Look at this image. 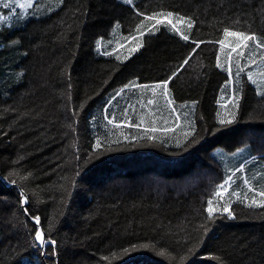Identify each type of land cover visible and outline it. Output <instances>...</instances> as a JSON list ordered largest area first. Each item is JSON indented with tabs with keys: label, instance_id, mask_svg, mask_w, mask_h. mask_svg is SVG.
Returning a JSON list of instances; mask_svg holds the SVG:
<instances>
[{
	"label": "trees",
	"instance_id": "obj_1",
	"mask_svg": "<svg viewBox=\"0 0 264 264\" xmlns=\"http://www.w3.org/2000/svg\"><path fill=\"white\" fill-rule=\"evenodd\" d=\"M17 3L0 0V264H264V0ZM226 30L255 40L221 68Z\"/></svg>",
	"mask_w": 264,
	"mask_h": 264
},
{
	"label": "rangeland",
	"instance_id": "obj_2",
	"mask_svg": "<svg viewBox=\"0 0 264 264\" xmlns=\"http://www.w3.org/2000/svg\"><path fill=\"white\" fill-rule=\"evenodd\" d=\"M33 1L34 0H32V2ZM27 2H28V0H20L21 4H26ZM176 23L178 25V28H181V30L182 29H186L187 26H189V23L185 24L184 22H181V21H176ZM232 32H235V31H232ZM237 33H240V32H237ZM136 39L137 38H135V39L132 38V39H129V40H125V41H127L126 44L118 43L116 45L117 57H119L120 59H124V57H127V56H129L132 53V49L135 50L139 45L142 44V43L140 44L139 40H136ZM221 41H224V45L223 46L221 45V43H219L220 46H219V52H218V60H219L218 66L221 67V68L225 65V62H227L230 57L234 56L237 53L238 54H240L241 52L242 53H246V54H248L247 55L248 57L253 54V52L251 51V47H250L249 41L244 42V41H241L238 37L225 36V35H224V37H223V39ZM130 43H134V45L129 47L128 45H130ZM245 43L248 45L247 47H244ZM237 45H240V46L237 47ZM233 48H235L236 51H232ZM253 65H252V68L254 70ZM250 66H251V64H250ZM164 90H165L164 87L161 88L160 86H156V89H155V91L157 93H160V92L164 93L165 92ZM165 96L167 98L170 97V95L167 92H166ZM159 99H160L161 102L158 104V106H161L163 108V100L161 98H159ZM127 107H128L127 103L126 104H122V106H121V108H123V110L127 109ZM213 154L216 156L215 159L217 161H219V163L223 162V161H226V163L229 165L231 163L236 164L240 160L244 159L245 156L247 155V151L243 147V148L237 149V150H235V151H233L231 153H225L221 148H216ZM211 202H215V200L213 199V200H211ZM211 207L213 208L212 204H211ZM208 209H209V205H208ZM213 210H214V208H213Z\"/></svg>",
	"mask_w": 264,
	"mask_h": 264
},
{
	"label": "snow or ice",
	"instance_id": "obj_3",
	"mask_svg": "<svg viewBox=\"0 0 264 264\" xmlns=\"http://www.w3.org/2000/svg\"><path fill=\"white\" fill-rule=\"evenodd\" d=\"M5 7H7L8 5L7 4H5L4 5ZM17 6L18 7H21V8H24V7H31L32 6V0H28V2L26 3V4H20V3H17ZM168 16L169 17H171V13H169L168 14ZM153 18H155V17H149V19H153ZM163 21L162 20H157V23H162ZM169 23H171V20H169ZM189 27H191V24H189ZM225 36H235V37H238L241 41H244V42H246V41H248V40H255V36H251V35H244V34H242V33H237V32H232V31H225ZM185 40H187L188 39V37L187 36H184L183 37ZM133 39H135V37H133ZM220 43H221V45L223 46L224 45V41H220ZM240 45H237V47H239ZM248 45L245 43L244 44V47H247ZM258 46H260V45H258ZM232 51H236V49L235 48H233L232 49ZM240 55H243V53L241 52L240 53ZM185 63H187V60L185 61ZM242 70V69H241ZM164 89H165V94H166V92H167V82H164ZM149 103H152V101L150 100L149 101ZM228 123H231V121H227ZM109 123H111V121H109ZM220 123H225V121L224 120H221L220 121ZM153 131H155V129H153ZM190 135V134H189ZM149 139H152V137H149ZM100 147V144H99V142L97 143V148H99ZM226 183H227V181H226ZM221 188H223V185H221L220 186ZM219 194V193H218ZM260 195H264V193H260ZM253 202H255V201H253ZM211 201H209V209H208V211H209V215L211 216L212 215V212H213V208L211 207ZM223 211H225V212H227L228 211V208L227 207H225L224 209H223ZM35 221H36V223L37 224H39V218H35ZM35 240L37 241V242H39V246L40 247H44L46 244H48V243H55L54 241H48V240H46V238H45V236H44V234H43V232H41V231H39V230H37L36 232H35ZM163 254V253H162Z\"/></svg>",
	"mask_w": 264,
	"mask_h": 264
}]
</instances>
